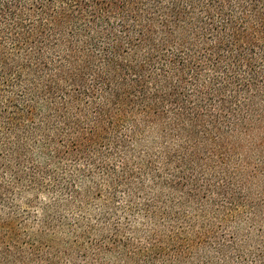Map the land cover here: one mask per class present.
I'll list each match as a JSON object with an SVG mask.
<instances>
[{"label":"trees","instance_id":"obj_1","mask_svg":"<svg viewBox=\"0 0 264 264\" xmlns=\"http://www.w3.org/2000/svg\"><path fill=\"white\" fill-rule=\"evenodd\" d=\"M138 214L264 264V0H0V264L122 261Z\"/></svg>","mask_w":264,"mask_h":264},{"label":"rangeland","instance_id":"obj_2","mask_svg":"<svg viewBox=\"0 0 264 264\" xmlns=\"http://www.w3.org/2000/svg\"><path fill=\"white\" fill-rule=\"evenodd\" d=\"M42 201L46 202L49 200V196H42ZM119 200V199H118ZM89 201L92 202L91 205H88V208L83 209V212L77 211L76 213L70 212L68 213L69 216H71L72 219H76V217H85V221L90 225H96L97 221L94 218L95 210L100 208L99 201H96V198L91 197ZM35 210V207L32 208ZM38 209V207H37ZM30 210V208H29ZM123 218V214L121 215ZM146 216L143 214H138L136 221L133 223L132 227L128 229V233H122L119 237V240L121 242L122 246V253L127 255L128 257L122 258V261L115 260L114 258L108 256L104 264H166L164 262V259L166 257H169V260H172V256L175 255L178 252V249H181V247L177 244H167V242H164V244H158L156 242L151 243L149 240L150 234L153 232V229L151 228L150 223H146ZM30 222H32L30 220ZM125 220H123V224L125 226ZM163 224V222H162ZM219 232H223L221 228L217 227ZM163 230L159 231V234H162ZM3 234V232H2ZM126 242V247L123 248L124 243ZM60 245L50 247L49 249L43 248V251L46 249L48 252L52 255L59 254L58 256H62V252H64L65 244H70V240L66 236H62L60 239ZM152 249L154 254L152 253V257H155L153 261L145 260L140 257L139 252L141 255H147V252ZM83 252V251H82ZM81 251L74 249L72 254V257L70 259H66L67 261H62L61 264H87L88 260L84 257L83 253ZM124 261V263H123Z\"/></svg>","mask_w":264,"mask_h":264}]
</instances>
